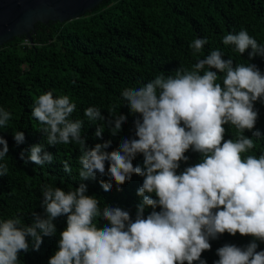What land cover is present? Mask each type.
<instances>
[{
    "label": "clouds",
    "instance_id": "9594fccd",
    "mask_svg": "<svg viewBox=\"0 0 264 264\" xmlns=\"http://www.w3.org/2000/svg\"><path fill=\"white\" fill-rule=\"evenodd\" d=\"M207 43L206 38L195 39L193 54ZM222 43L234 45L241 55L250 48L249 61L264 56V44L243 29L227 34ZM222 56L216 49L190 70L181 65L174 74L161 72L142 86L125 88L121 96L135 117L134 138L125 139L118 150H107L110 140L89 149L81 138L84 121L71 118L75 103L51 91L40 95L31 115L44 125L46 139L31 146L28 160L44 166L53 160L45 144L75 143L80 146V181L95 180L97 173L105 176L107 164L108 179L100 181L104 192L112 190L113 182L121 191L135 175L143 178L136 193L140 200L133 218L122 207H101L83 182L67 191L43 185V214L33 213L31 225L22 215L0 220V264H21L19 254L28 253L29 238L38 251L43 237L56 235L54 221L62 216L66 228L48 264H207L202 253L225 233L252 240L244 247L224 244L216 250L219 259L214 264H264V250H257V241L264 243V154L245 155L255 141L244 135L247 130L261 137L253 131L258 119L254 105L264 103V73L253 63L234 64ZM84 115L89 122H103L96 127L97 139L105 127L118 135L127 121L122 114H110L112 119L105 122L94 107ZM10 118V112L0 109V126ZM225 125L237 130L235 138L225 140ZM13 139L20 145L25 136L17 131ZM0 145L4 160L9 146L2 136ZM189 150L199 154V161L178 171L182 163L188 164ZM138 155L143 156V167L133 165ZM20 157L24 159L23 152ZM63 171H72L67 161ZM7 172V165L0 164V177Z\"/></svg>",
    "mask_w": 264,
    "mask_h": 264
},
{
    "label": "trees",
    "instance_id": "16d2710c",
    "mask_svg": "<svg viewBox=\"0 0 264 264\" xmlns=\"http://www.w3.org/2000/svg\"><path fill=\"white\" fill-rule=\"evenodd\" d=\"M36 28L33 43L26 37H17L0 47V109L11 114L8 124L0 126V136L9 146L7 156L0 160L8 168L7 175L0 177V220L22 215L23 222L31 225L33 213L43 214L40 206L43 185L67 191L69 186L78 188L81 182L87 186L88 195L101 200V207L119 206L130 210L135 217L140 200L136 193L143 183L142 177L133 175L130 182L121 186V191L116 190L113 182L112 190L105 193L100 181L108 179L106 164L105 176L97 173L95 180L80 181V146L75 143L45 144L44 151L53 160L44 166L28 160L31 146L46 139L41 132L44 125L31 115L40 95L49 91L54 97L67 95L76 105L71 118L84 121L81 138L86 139L87 147L110 140L111 147L107 150L113 151L125 139L134 138L135 117L121 96L125 88L142 86L161 72L174 74L181 65L190 70L198 59L216 49L222 51V59L231 58L234 64L253 63L264 73V56L257 55L249 61L250 48L241 55L234 45L222 43L224 36L243 29L258 44H264V0H104L79 19L39 23ZM198 38H206L208 43L194 55L190 45ZM89 107L98 108L105 122L112 119L110 114L126 116L122 132L112 136L105 127L102 139L95 138L96 127L103 122L88 121L84 113ZM254 107L258 119L253 131H259L261 137H252L251 131L244 132L255 141V148L245 155L259 156L264 154V103L258 101ZM225 128V140L235 138L237 130L229 125ZM17 131L25 136L20 145L13 139ZM185 155L189 157L188 164L182 163L178 171L200 159L191 150ZM65 161L72 169L70 174L63 171ZM133 165L143 167V156L138 155ZM148 211L151 209L146 210V215ZM54 223L56 235L43 237L38 251L32 249L29 238L28 253L19 254L21 264H48L58 250L66 217H59ZM251 240L225 233L210 241L211 250L202 253L201 259L214 264L219 259L216 250L224 244L244 247ZM257 243V250H264V243Z\"/></svg>",
    "mask_w": 264,
    "mask_h": 264
},
{
    "label": "water",
    "instance_id": "95a60500",
    "mask_svg": "<svg viewBox=\"0 0 264 264\" xmlns=\"http://www.w3.org/2000/svg\"><path fill=\"white\" fill-rule=\"evenodd\" d=\"M104 0H0V47L17 37L33 43L39 23H65L83 17Z\"/></svg>",
    "mask_w": 264,
    "mask_h": 264
}]
</instances>
